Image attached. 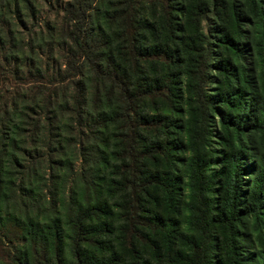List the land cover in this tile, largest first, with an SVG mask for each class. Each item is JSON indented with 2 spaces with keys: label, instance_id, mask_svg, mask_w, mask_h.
Wrapping results in <instances>:
<instances>
[{
  "label": "trees",
  "instance_id": "trees-1",
  "mask_svg": "<svg viewBox=\"0 0 264 264\" xmlns=\"http://www.w3.org/2000/svg\"><path fill=\"white\" fill-rule=\"evenodd\" d=\"M97 1L0 0V61L40 78L0 116V233L26 243L13 263L120 264L109 246L114 214L95 198L94 173L111 104L128 117L132 145L138 125L129 113L150 95L186 117L139 123L164 134L149 151L142 146L168 167L145 183L181 216L180 248L174 218L146 220L134 210L129 239L143 227L162 234L173 264H264V0H111L104 11ZM89 12L100 16L93 28ZM114 27L123 41L116 47L106 32ZM49 53L50 71L41 59ZM43 163L49 186L39 183ZM137 258L125 264H152Z\"/></svg>",
  "mask_w": 264,
  "mask_h": 264
},
{
  "label": "rangeland",
  "instance_id": "rangeland-1",
  "mask_svg": "<svg viewBox=\"0 0 264 264\" xmlns=\"http://www.w3.org/2000/svg\"><path fill=\"white\" fill-rule=\"evenodd\" d=\"M103 1L105 2L103 5ZM111 0H98L93 5L102 6V11L107 6V3ZM238 3L240 0H238ZM90 15V16H89ZM44 16H39L38 24L42 28L44 22L41 20ZM99 14H94L92 12L88 14L87 18V26L93 28L99 22ZM118 27H114L112 29H106V32L112 36H116V40L114 46L116 47L119 43L123 44V41L119 38ZM29 35L25 36V39H28ZM118 40V41H117ZM121 45H119L116 49L121 51ZM41 56L43 62V68L46 67L49 69L52 65H45L44 62L51 55L43 54ZM52 62V61H51ZM143 64H139L138 68L142 69ZM0 116L3 114L5 108L9 110L13 107L12 101L14 97L17 99L22 91H26V89H30L32 87V91L34 92L36 89L33 87L30 82L34 80L40 79L36 76H30L26 72V68L21 67V71L18 74H14L11 66L5 64L3 61H0ZM147 75V73H146ZM143 76V75H142ZM45 80H41L40 84L44 87V93L50 89V85L43 82ZM149 83V82H148ZM143 81V83L139 84L140 86H145L148 84ZM130 91H135L133 83L129 80ZM56 87H61L60 82H56ZM140 91H144V89H140ZM19 100V99H17ZM119 104L113 103L111 104L110 113L113 117L112 122L109 123L108 129L104 132V146L103 149L105 151L102 160L95 168L94 173V182L96 189L97 202L99 205H107L109 209L112 210L114 214L113 223L115 224V235L113 237L114 243L109 246L111 249H114V245L116 248V252L119 253L120 264H125L131 261H138L137 257H142L139 259H144L146 261H151L152 264H158V259H160L161 264H173L172 255H170L166 250L165 240L162 234L155 233L152 229L148 227L142 228V235L135 233L132 238L129 239L127 234L126 227V219L129 212L134 210L138 216L142 219L149 220L151 217L162 218H174V221H177V225L174 226L177 228V239L174 240V249L178 250L180 248L179 241V233L182 231L180 226L181 216H174L173 213H170L168 208L166 207L163 195L157 192L152 186H148L145 182L148 177L157 173L158 171L166 170V163L164 160H157V154L151 153L145 155L142 153V146L145 145L146 151L150 150V147L153 144L159 142H164V134L161 133V127L152 126L141 127L139 125L140 122L144 120H150L151 117H154L156 114L165 115L169 118H177L180 123L186 121L185 116L176 115L175 113H171L162 101L158 100L155 97H151L150 95L139 96L137 98V102L134 110L129 113L134 121L137 123L136 128V137L135 144L131 145V140L127 135V128L124 126V120L127 119V116H124L123 120L117 115L118 112L120 114L124 113L122 109L118 110ZM19 110L20 105H17ZM14 116H16V111L13 110ZM174 137V135H172ZM140 139V142L138 143ZM173 140V139H171ZM133 146V156H131L130 148ZM216 145H214V149ZM161 156V155H160ZM37 159L38 158H34ZM136 160V163H133L132 160ZM76 170H78V175L80 174V160L75 162ZM88 165H86L87 168ZM85 168V167H84ZM168 168V167H167ZM171 168V167H170ZM133 169L135 170V175L138 176L136 180L131 181V176L133 173ZM172 170V168H171ZM39 183L41 184V180H46L48 182L45 185H50L49 181V171L48 168L43 163L41 166L37 168ZM78 177L76 180V186L73 191L78 196V198L82 199V190L78 188ZM43 184V183H42ZM46 189V186H45ZM72 186L70 183L66 184L65 188V199L68 201L70 194L72 193ZM48 193V192H47ZM112 214V215H113ZM126 233V235H125ZM176 242V244H175ZM14 246L17 248L15 249ZM26 248V243L23 241L18 243H7L2 241V235L0 233V264H14L12 260V256L16 257L20 254L21 251L24 252ZM160 255L156 258V255ZM110 254H105V259H109ZM132 257L134 259H132ZM150 262V263H151Z\"/></svg>",
  "mask_w": 264,
  "mask_h": 264
}]
</instances>
